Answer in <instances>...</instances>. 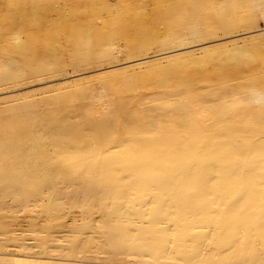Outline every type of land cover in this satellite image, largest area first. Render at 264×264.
Here are the masks:
<instances>
[{"label":"bare ground","instance_id":"obj_1","mask_svg":"<svg viewBox=\"0 0 264 264\" xmlns=\"http://www.w3.org/2000/svg\"><path fill=\"white\" fill-rule=\"evenodd\" d=\"M260 22L264 0H0V86L117 61L1 91L0 264H264Z\"/></svg>","mask_w":264,"mask_h":264},{"label":"rangeland","instance_id":"obj_2","mask_svg":"<svg viewBox=\"0 0 264 264\" xmlns=\"http://www.w3.org/2000/svg\"><path fill=\"white\" fill-rule=\"evenodd\" d=\"M261 27H264V23L263 22H260V25L254 27V29H259ZM244 31H246V30L241 29L240 31H237V33H241V32H244ZM225 36L226 35H223V33H221V35H220V37H225ZM151 54H154V53H149V55H151ZM124 58L125 57H121V58H119L117 60L124 61L125 60ZM115 61L114 60H111V61L110 60L109 61H91L89 63H86V64L82 65V66L69 67L67 69V71H65L64 73H61V74H52V75H46V76H37V77H33L31 79H28V80H25V81H21V82L8 83L6 85H1L0 86V93H1V91L4 92V90L12 89V88H15V87H18V86H26V85L33 86V85H36V84L41 83L42 81H46V80H53L54 81L53 83H59V82L65 81L67 79H72V78L78 77L79 74H80V72H82V71H88V70H91V69H94V68H98V67H100V66H102L104 64H110V63H113ZM63 77H66V78H63ZM30 89H33V88H30ZM30 89H28V90H30ZM0 181H1V179H0ZM2 193L4 195H2V194H0V195L7 196L6 199H8L9 194H6L5 195L4 192H2ZM27 194L28 195H26V193L21 194L20 197H22V198H26V197L27 198H30L31 200H29V201H32V203H37L38 205L35 208L37 209V212L38 213H36V215H42V216L44 215V217H46L47 213H46L44 207L41 206V198H42V196H45L46 194L39 193L37 191L32 192V193H27ZM71 196H72V194H67L66 195V198H70ZM95 196L101 197L102 195H95ZM54 198L56 199L58 197L57 196H54ZM43 202H45V201H43ZM13 204H15V203L13 202ZM53 206H56V205L54 204ZM76 210L77 209H74L72 211V213L69 214V216L67 217L66 220L71 219L73 216H78V214L73 213ZM23 215H24L22 217L23 220H25V221H29L30 220V218H29V216H28L27 213H25ZM29 215H31V214H29ZM149 251L150 250H147L148 253H150Z\"/></svg>","mask_w":264,"mask_h":264}]
</instances>
